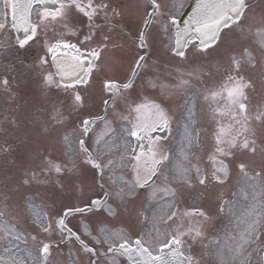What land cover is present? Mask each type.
Listing matches in <instances>:
<instances>
[{"label": "snow or ice", "instance_id": "obj_1", "mask_svg": "<svg viewBox=\"0 0 264 264\" xmlns=\"http://www.w3.org/2000/svg\"><path fill=\"white\" fill-rule=\"evenodd\" d=\"M148 4L152 10L147 12V18L144 20L145 27L139 31L137 37V46L141 49L148 48L146 28L161 9V5L157 3V0H148ZM47 5H54L55 7L50 8ZM34 6H40L42 9L35 11V22L32 19ZM4 7L6 10L11 9L12 26L24 32L23 38H16V44L20 50L26 52L31 42L36 41L42 32L45 36L49 32L53 34L54 39L51 42L46 39L44 47L47 53L51 55L56 72L46 73L43 76V84L46 88L63 90L65 94L70 95L73 109L83 108L84 97L77 89L89 83L93 70L98 68L97 62L100 60L101 53L109 47L110 37L103 34L104 26L107 25L109 31L115 28L116 25L113 21L121 13L115 8L110 9L105 0H101L100 3H94V0H87L86 3L85 0H4ZM248 9V0H197L196 7L192 9L191 15L183 21L182 28L176 15H171L166 21H161L165 25V32L168 31L169 26L176 29L175 42L170 48L174 55L184 58L186 55L185 50L191 45L200 54L207 55L211 51L220 54L224 58V64L220 66L224 72V79L217 89L205 96V100L209 102L216 119L217 127L213 132V149L208 156L211 165L210 170L206 172L198 166L195 168L196 179L200 185H206L210 179L217 184L226 183L230 175V158L234 155L233 150H246L252 153L256 151L255 141H250L245 135L249 131L251 119L264 121V112H258L255 117H252L247 103L249 99L247 89L252 87V83L249 79H246L245 64L250 68H255L256 59L249 48L243 45H240L242 54L238 56L236 51L239 42L233 36L234 28H239L247 36L254 35L259 48L264 51V19L245 28L243 22L247 19ZM7 16L8 12L5 11L3 16L0 17V30L6 27ZM98 20H102L103 23H98ZM253 29H255L254 32ZM98 33H101V38L97 46L90 47L93 41L96 40ZM68 36L76 37V42H70L66 39ZM113 47H118V45H113ZM146 61V55H139L135 59L130 69V75L126 77L125 82L108 79L103 84V89L108 94V97L103 99L106 112L108 106H111L112 112L115 114L118 102L122 101L127 105L128 114L122 116L121 119L129 120L132 123L128 134L140 142L138 152L136 148H133V155L130 159L125 160L121 157L119 163H117L109 158L106 164L101 163L89 150L87 139L91 138V129L96 124L97 119L106 121L107 117L94 118L88 116L80 122L84 138H77L75 146L71 145L68 136L64 137L65 141L69 142V150L72 155L65 160L53 156L51 152L40 153L38 170L33 168L30 172H26L22 183L24 185H31L33 182L47 183L50 178L55 177L58 187L62 189L64 179L71 180L80 173V167L75 159L76 154L79 153H82L85 157L81 164L90 165L94 170L93 179L98 175L100 180H104L107 176L111 191L105 188L103 183H100L99 187L104 191V197H111L114 201L126 203L128 199L136 196L137 189H144L154 177L159 178L162 175L161 169L164 167V161L168 160L169 156L160 151L157 143L160 138L153 137L151 134L167 128L169 117L155 100L145 97L129 101L128 97L124 96L125 91L134 89L136 78L145 69ZM47 63L46 56L39 58V66L42 67ZM3 83L7 85L8 81L4 80ZM149 83L153 87L156 86L152 81H149ZM187 83V80L181 79L178 86ZM224 118H228L229 122L225 123ZM51 119L56 124H61L64 120L63 113L57 110L53 113ZM241 136L244 137L242 140L240 139ZM187 139L188 143L191 144L192 138L189 136ZM102 142L104 147H99ZM95 144L98 146L95 149L97 152L111 151L112 141H105L103 136L98 137ZM4 150L7 151V149ZM182 155L184 159H187L186 154L182 152ZM129 166L135 174L133 180H125L124 175L117 171L118 167ZM238 167L245 176L248 175L244 163H240ZM191 171L192 169L188 165L178 164L170 170L171 180L190 187L192 183ZM256 176L259 177L260 173H256ZM168 180L169 176H165V183ZM156 190L154 189V192ZM168 191L171 192V189H168ZM231 204V201H224L221 203L219 211L221 213L225 211L232 213ZM29 207L32 208V205L29 204ZM93 209L107 212L109 215H116L117 211L111 204H107L106 199H91L85 202L82 207L65 208L56 221L54 228L45 215L32 208L33 215L36 218L34 223L43 232L49 233L58 229L60 233L67 232L69 236L75 235L76 240L80 241L85 251L95 256L97 254L96 250L80 240L79 235L73 233L72 229L68 228L66 224L67 217L73 214L83 215L92 212ZM253 215H255L254 210L248 212L246 216L238 218V224L244 225L239 234L242 243L236 248L229 247L227 256L224 250L218 246L217 264H230V261L237 258H242L241 264H250L251 252L247 251L245 245H255L260 238V219H249ZM261 215H264V213ZM184 216L203 217L204 221L209 219L207 213L201 209L185 212ZM174 218H178L175 211L168 215L169 221ZM164 223L167 225V221H164ZM100 231L105 239L101 241L93 237L97 244L107 243L109 240L116 238L123 240L119 245L111 244L108 252H121L129 257L137 255L141 258V264H170V260L165 258L164 255H153L152 251L145 247V241L142 238H137L130 243L119 233L110 232L105 228H101ZM85 235H91L87 225H85ZM203 235L199 223L193 225L191 221H188L186 229L181 223L177 226L176 231L170 235V238L166 240L160 252L163 253L164 248H173L170 255L181 257L180 264H198V261H195L191 255L185 256L181 248L184 244L183 237H191L195 241L202 238ZM133 243L135 247L132 246ZM50 247L51 245L48 243L43 244L41 257L34 258L36 264H45L50 255ZM253 251H257L259 254L261 250L253 248ZM5 252L11 254V250L8 248H5ZM0 264H22V262L16 261L14 258L11 261L0 258ZM261 264H264V258H262Z\"/></svg>", "mask_w": 264, "mask_h": 264}, {"label": "rangeland", "instance_id": "obj_2", "mask_svg": "<svg viewBox=\"0 0 264 264\" xmlns=\"http://www.w3.org/2000/svg\"><path fill=\"white\" fill-rule=\"evenodd\" d=\"M248 1H249V9L246 13L247 19L243 22L245 28H247V26L250 24L258 23L262 19H264V7L263 8L261 7V4L264 5V2H261L260 0H248ZM160 2L163 5L162 8L170 7L168 11L170 12V14L167 15L166 18L163 17L162 15L158 17V19H160V17L162 16L161 21L162 20L166 21V19L169 16L177 15L179 13L181 6L186 2V0H172L171 4L167 3V2H170V0H160ZM143 7H145V11L147 15V12L149 11V5L147 2H145V5H144L141 0H126L125 1L126 22L128 23L131 29H135V27L132 25L134 14L140 10L141 14L143 15L144 14ZM254 31L255 29H253V32ZM170 33L171 32L168 29L167 36H166V41H167L166 48L164 47L163 49L160 50V52L158 53L154 52L148 56L146 67L138 82V88H141V87L144 88L142 91L144 94H146L147 98L149 99H157L160 93V88L166 89L168 91H173L174 93L176 92L174 98L172 99L171 104L169 105L170 111L176 122L175 131L173 132L171 137L173 138L176 135L177 131H179L181 135L183 131H186L189 134V136L192 138L193 135H192V132L190 131L191 127H194V129H197L196 124H193L191 122L192 120L195 123L194 119L191 117L190 112H187L186 115H188L189 119L186 118V116H182L179 118V121H178V111L184 109V105L188 97H190L194 93L195 90H198V91L200 90L203 94L208 95L211 91L219 87L222 80L224 79V72L222 68L220 67L222 64H224V58H222L220 54L216 52H211V51L209 52L210 54L206 56H203V54H200V53H194L195 49L193 47L190 48V50L186 53L184 58L172 57L169 52V49L171 46V42L169 41ZM233 36L239 42L237 45L236 54L238 56L242 54V48L240 47V45H243L249 48V50L252 52V54L255 56V59H256L255 68H250L247 64H245L246 79H249L252 83V87L247 89V95L249 97L247 101L248 109L252 117H255L258 112H264V51H261V49L259 48L258 44L256 43V37L254 35L247 36L246 33L241 32L239 28H234ZM6 42L7 41H5V43ZM108 51L113 52L111 49ZM123 55H124V52H123ZM193 59H197V61H200V62H203V60H210L209 68L211 69L214 67V65H216V67L218 68V71L214 73L209 79H205L203 86L202 84H199V82H194L196 86L190 93L185 89H180L184 85L182 86H178V85L180 84L181 79L186 80L184 77L187 73L190 72L191 74L195 75V73L197 72L196 68H199V67H196V62L191 61ZM150 71L152 72V75L147 74ZM112 73L113 71L109 69L107 65H105L101 74L105 77H109L112 75ZM125 75H126V71L123 72V74H121V76H118V77L122 78ZM149 81L154 82L156 86L153 87L152 84L149 83ZM127 95L128 94L124 93V96L127 97ZM84 101H86V99ZM118 103L123 104L122 101ZM206 103L209 105L208 101H206ZM204 107L206 108L205 103H204ZM208 109L210 110L211 108L209 107ZM86 112H90V108H87ZM127 113H128V108L126 107L125 109H123V107L119 105L118 107H116L115 114L111 111V116L105 123L106 127L113 128L114 123L119 124L120 122L125 121L124 119H121V117L125 116ZM211 115H212V119L208 118L207 121L211 119L209 123L210 127H208V131H209V134L211 133V139H210L211 144L210 145L213 147V144H214L213 132L215 131V126L217 125V123H216V119L214 118V114L212 111H211ZM226 120L227 118H224V121ZM202 121L203 120H201V122ZM255 121H256L255 119H251L250 124H249V129H251V124H253ZM197 122H199V117L197 118ZM259 122L260 124L257 125L258 134L256 133L253 134V132L251 133L250 131H248L247 135L245 134L250 141L251 140L255 141V147H256L255 153L249 152L247 157H245L241 155L240 152H237L236 156H237L238 163H244L246 165V169H249L250 171H252V173L255 174V177L257 179L262 178L264 180V172L262 171V169L264 170V164L261 166V168H259L261 165L260 164L261 159L264 157V140L261 139L262 136L264 138V121H259ZM73 128H74V124L73 122H70V126H68L67 128L65 127L64 132L72 131ZM102 128H104L103 125L101 126V129ZM57 131H59V129L57 130L55 128L54 131L51 130L49 133L51 145L52 143L57 142V137H56L57 134L59 136L61 135L60 131L58 133ZM125 131H126V127L124 128V130L122 128V131H121L122 134L120 133V137H125L124 136ZM78 132L80 135H82V132L80 131ZM99 134L96 131L93 142H95V137L100 136ZM64 136H65V133L62 135V138ZM196 136L198 139L197 142L201 143L202 138H203V127L202 128L199 127V130H198V133H196ZM115 137H117V134L115 135ZM240 138L243 139L244 137L241 136ZM117 141L118 143H116ZM206 143L209 144V138L207 134H206ZM119 145L122 146V149L126 148L124 139L114 138V143L112 144V147L118 148ZM210 149L212 151L213 148H210ZM99 153H102V152H99ZM243 153H248V151H243ZM259 154L260 155L262 154L260 159L258 158ZM113 155H115V153ZM116 156L123 157L122 154L119 153V151H117ZM203 156L204 154L201 152L200 158L196 159L197 164L195 165V167L197 166L205 167L202 164ZM66 157L69 158L68 153ZM234 162H235L234 159L231 157L230 164H233ZM39 163L40 161L34 162V168H36L37 170H38ZM178 164L188 165L191 168L194 166L193 164H189V161L185 160L183 157H179V159L175 163L174 168ZM120 172H121L120 174L123 175V172L122 171ZM258 172L260 173L259 177L256 176V173ZM5 173H7V168L5 170ZM240 173L241 175L244 174L241 171ZM51 179L55 180V177H52ZM126 179L127 178H125V180ZM104 181L107 187L108 186L111 187L107 182V176H105ZM39 185H43V184L40 183ZM82 185H83V189L81 192L77 193V191L74 188H71L70 192L67 193L66 196H63L62 198L59 194H56V198L52 195L51 196L52 197L51 207H50V210H48L50 212V216H52L53 214L55 215L59 214L65 208L71 207L74 204L78 206L79 205L83 206L85 202L90 201L94 195H97L100 193L97 189V185L95 184V179H93V175L91 173H89L88 175L82 176ZM47 189H48V186H47ZM168 189H171V192L168 191ZM164 190L166 193H174V194L178 193V197L182 201L186 199L185 191L179 187L168 186V187H165ZM203 192H204V196L206 199L211 198V195H208L206 191H203ZM0 193L4 198V201L6 202V206L9 209L8 211L12 219L13 220L15 218L22 219L23 213L21 209L19 208V203L21 200L18 201L16 199L15 191H10L8 189V191H4V192L0 191ZM40 194L41 196L43 195L42 196L43 198L48 197V192H43V193L40 192ZM46 201L48 200L46 199ZM209 201L213 203V201L211 200ZM22 203L20 205L21 208H22ZM144 204H145L144 201H140L138 203V206L140 207ZM31 211H32V208L29 210L30 217L31 215H33L32 213H30ZM24 217H25L24 223H26V216ZM83 219L85 223L88 220V222L86 223V225L88 226V229H93V231H90L92 235H88L86 236V238L89 240H92V242H95V243L96 241L93 239V237H96L100 240L105 239V236L100 231L101 228H105L108 231L113 232V233H119L120 235L123 236V238H129L131 236L138 235L142 231V224L140 222L139 213H136L134 216L132 213H130V216L127 217L126 210L123 212L122 211L120 212L119 210H117L116 215H114L113 218H112V215L109 216L107 212L94 211L92 213L85 214ZM20 222L23 223L22 220L15 222L11 228L13 230H11L9 221L6 219H2V222L0 223V254H1V257L7 261H11L14 258L16 261L22 262V264H33L34 258L36 257L33 256V253L28 248L29 247L28 245L30 244L34 245L36 243H39V241L35 239H31V238L28 240L26 239L25 241L22 240V237L19 236L20 233L16 229L17 228L24 229L26 226L24 224H21ZM100 224H102L103 226H100V228L97 231H94V225L98 226ZM99 232L100 234H98ZM15 240H17V245L20 246V249L13 248V245L15 244ZM114 240L118 241L121 239L116 238ZM18 241L19 242L21 241L20 242L21 244ZM111 241L104 243V245L100 246L99 249L101 250L107 246H110V244L112 243ZM208 241L209 243H211L209 246L202 245L203 248H207L206 250L207 256H205L204 260L198 261V264H217L216 253H217L218 246L215 245L216 244L215 238L210 237ZM102 244L103 243H100L97 245L99 246ZM5 248L10 249L11 254L6 253ZM40 249L41 248L39 245L38 250ZM55 256L58 257L57 254H55ZM61 257H62L60 258L61 261H59L57 264H85L87 260L85 251L73 243L70 245L69 249L66 248L63 250V252L61 253ZM117 258H118L117 255L107 254L104 257H102L103 260L99 264H107V263L109 264V262H113V261L117 262L118 261ZM105 259L109 262H106Z\"/></svg>", "mask_w": 264, "mask_h": 264}, {"label": "flooded vegetation", "instance_id": "obj_3", "mask_svg": "<svg viewBox=\"0 0 264 264\" xmlns=\"http://www.w3.org/2000/svg\"><path fill=\"white\" fill-rule=\"evenodd\" d=\"M97 0H94V3H96ZM101 1H98L97 3H100ZM107 2V1H105ZM120 2H122V0H120ZM110 6V9L111 8H115L118 12L121 13V8L119 6V0H111V3L107 2ZM111 4V5H110ZM5 11L8 12V16L10 15V8H8L7 10L5 9L4 7V0H0V17L3 16V14L5 13ZM7 16V18H8ZM116 19V18H115ZM98 23H103L102 20H98L97 21ZM116 27L115 28H112L110 30V32H112L111 36L110 37V40L109 41H116V39L114 38V33L116 31V35L119 37V36H122V37H125L127 31L125 29L124 26L120 25V24H115ZM104 27H107V25H105ZM105 30H108L109 31V28H106ZM22 54L24 55L22 57V61H20V65L22 66V69L19 70V71H16L11 79L8 78L7 76H2L0 77V85L8 92L13 93L14 94H17V93H22V95L24 96V99L26 101H33L34 100V79L31 78V76L33 75V72H34V67L36 65V62L34 60V58H31V55H32V50L31 48L29 47L28 50L25 52L24 50H22ZM46 54L49 56L50 54H48L46 52ZM46 56V55H44ZM4 80H7L8 83L7 85H5L3 83ZM6 87V88H5ZM16 92V93H15ZM24 100V101H25ZM26 101H25V104H26ZM27 106V104H26ZM33 110V109H32ZM27 109L25 108H22L20 111H19V119L18 121L19 122H25V121H28L27 118L29 117V114L27 113ZM47 115H49V112H46ZM172 132V129H171V123L169 122V126L167 128H164V129H161V130H158V131H155L153 132L151 135L153 137H159L160 139H162V137H168V135H170ZM163 133V135H162ZM166 133V134H164ZM159 139V140H160ZM159 140L157 141L159 143ZM145 146H146V142H145ZM160 147V145H159ZM139 151V149H138ZM157 180V178H153L152 181H149V185L148 186H151L152 183H154L155 181ZM193 209H201V208H197V207H191L188 209V212H191ZM204 211V209H201ZM229 213L228 211L224 213V217H220L221 221H223L224 219V224L226 222H230L232 223V226L235 228V225L237 223V218L238 217H234L232 215L233 213V208H232V213H230L229 215L227 214Z\"/></svg>", "mask_w": 264, "mask_h": 264}, {"label": "water", "instance_id": "obj_4", "mask_svg": "<svg viewBox=\"0 0 264 264\" xmlns=\"http://www.w3.org/2000/svg\"><path fill=\"white\" fill-rule=\"evenodd\" d=\"M196 3H197V0H193V5H192L191 9L188 11V13L183 18H181V19L178 20L181 28L183 27V21L188 19V17L192 13V9L196 7ZM172 251H173L172 248H164L163 255H166L168 257H171L170 253ZM167 252H169V253H167ZM133 257H134V255L132 257H129V258H132L133 259Z\"/></svg>", "mask_w": 264, "mask_h": 264}]
</instances>
